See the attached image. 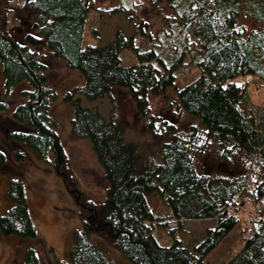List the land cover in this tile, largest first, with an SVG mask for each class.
<instances>
[{
  "label": "trees",
  "instance_id": "trees-1",
  "mask_svg": "<svg viewBox=\"0 0 264 264\" xmlns=\"http://www.w3.org/2000/svg\"><path fill=\"white\" fill-rule=\"evenodd\" d=\"M7 1L0 0L1 84L4 90L19 81L30 86L18 89L22 100L9 112L15 123L28 128H13L8 136L31 148L39 158L50 153L55 172L77 205L79 226L71 228L65 259L56 260L57 264H116L91 234L118 250L131 264H215L203 257L233 225L238 226L241 198L251 187L257 194L254 220L239 226V245L226 252L220 264H264V201L259 200L264 196V101L248 98L245 81L235 79L244 73L264 79V30L243 32L233 26L238 14L264 25V0H166L170 13L163 15L165 24L158 31L168 42L156 33V41L142 48L133 33L125 34L118 26L112 38L101 44H81L88 0H20V19L12 17L11 9L5 6ZM122 10L125 7L119 5L109 8V12ZM17 26L22 27L20 38L10 30ZM134 26L137 35H147L146 21L138 19ZM187 35L193 43L186 42ZM31 46H44L79 70L82 83L74 85L71 93L93 99L112 85H121L140 115L147 114L146 94L162 93L173 84L183 50L192 49L190 60L198 73L174 87L173 101L196 121L188 125L186 134L168 125V134L156 150L160 159L155 160L136 140L125 136L124 124L112 110L105 119L67 92L65 98L73 108L70 133L88 138L102 168L105 194L96 200L78 186L50 126L47 110L56 94L46 82L44 63ZM122 48L131 50L134 62L120 61ZM167 51L170 58H166ZM5 106L0 101V110ZM151 118L146 124L154 135ZM212 141L223 157L240 156L248 175L235 181L198 170L193 154ZM21 150L14 149V155L22 156ZM3 158L0 152L1 164ZM154 190H159L168 208L164 220L212 217L213 224L205 227L203 236L190 246L176 238L160 243L153 211L145 200V193ZM233 193L240 199L231 200ZM6 194L10 204L0 212V232L19 237L35 235L19 177H8ZM18 264H40L36 249L25 245Z\"/></svg>",
  "mask_w": 264,
  "mask_h": 264
},
{
  "label": "rangeland",
  "instance_id": "rangeland-1",
  "mask_svg": "<svg viewBox=\"0 0 264 264\" xmlns=\"http://www.w3.org/2000/svg\"><path fill=\"white\" fill-rule=\"evenodd\" d=\"M19 1L8 0L5 3V6L11 9L12 17L17 19L22 16V10L18 7ZM88 3L90 6L84 21L81 44H101L112 38L117 26L125 34L133 33L140 48L147 47L150 42L156 41V33L165 43L168 42L158 31V28L165 24L163 15L170 13L166 6V0L156 2L148 0H88ZM115 5L125 7V10L109 12V8ZM138 19L146 21L144 31L147 32V35L136 34L134 25ZM18 25H21V21ZM233 26L243 32L250 29L264 30V25L261 22L245 14L236 15ZM17 27L20 30L18 28L10 30L15 38H20L22 27ZM186 42L193 43L188 35ZM30 48L35 50L37 57L44 63L46 82L55 90L56 95L49 102L47 111L50 126L57 134L68 168L81 189L85 190L92 198L101 199L105 194V180L101 165L96 159L88 138L73 136L69 130L73 108L68 97L65 98V94L70 92L74 85L82 83V75L77 68L69 67L62 57L52 55L46 47L31 46ZM183 51L180 64L175 71L176 76L173 84L165 87L162 93L146 94L148 109L145 115L136 112L127 89L121 85H112L102 96L93 99L85 98L80 92H70V98L77 97L81 105L98 111L105 119L108 117L109 111L112 110L124 124L125 136L136 140L144 152L152 154L155 160H159V153L156 150L160 141L168 134V125H171L174 130L186 134L188 125L196 121L175 107L173 101L174 87L182 85L198 73L195 63L190 60L193 54L192 49ZM165 55L166 58L171 57L169 51ZM119 57L122 63L135 61L129 48L120 49ZM235 79L241 83L245 81L248 98L258 103L264 101L263 78L252 73H244L237 75ZM1 82L0 70V101L6 104V108L0 110V152L4 157L2 164L0 163V212L10 204L6 194L8 177H19L23 186L26 208L35 228V235L19 237L15 234L0 232V264L4 261L18 264L25 245H31L36 249L40 264H57L56 260L65 259V252L71 240V228L79 226L77 205L65 189L60 176L55 172L50 153L44 158H39L31 148L9 138L8 132L11 129L28 128L21 122L15 123L9 112L15 102L22 100L18 89L29 85L24 81H19L11 89L4 90ZM150 116H152L151 126L154 129V135L148 131L146 124V120ZM14 149H22V156L16 157ZM193 161L198 170L211 177L223 176L238 181L248 175L240 156L223 157L219 154V149L213 141L208 143L203 151L193 154ZM261 172L264 174V166L261 168ZM260 199L264 201V196H261ZM145 200L153 211L156 223L154 229L160 243L166 244L172 238H176L181 243L190 246L192 242H196L203 236L205 227L213 224L212 217L183 218L179 222L164 220L168 208L164 204L159 190L145 193ZM254 209L255 207L251 208L247 202L242 203L241 208L237 211L240 216L238 226L233 225L225 236L204 255L203 258L206 261L220 264V259L226 252L237 248L239 235L242 233L239 226L243 223L246 225L245 221L254 218ZM164 221H168V223L163 224ZM247 231L248 229L243 234ZM90 237L116 264H131L125 256L105 244L99 236L91 234Z\"/></svg>",
  "mask_w": 264,
  "mask_h": 264
},
{
  "label": "built area",
  "instance_id": "built-area-1",
  "mask_svg": "<svg viewBox=\"0 0 264 264\" xmlns=\"http://www.w3.org/2000/svg\"><path fill=\"white\" fill-rule=\"evenodd\" d=\"M256 191L251 187L250 192L243 198L244 202H247L251 208L256 207L255 199H256ZM238 195L236 193H233L231 196V200L236 199Z\"/></svg>",
  "mask_w": 264,
  "mask_h": 264
}]
</instances>
